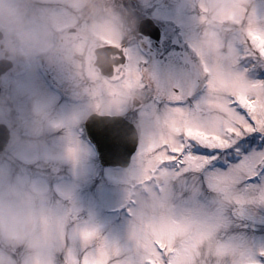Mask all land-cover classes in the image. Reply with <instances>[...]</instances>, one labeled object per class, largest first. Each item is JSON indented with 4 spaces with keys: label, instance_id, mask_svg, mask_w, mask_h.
<instances>
[{
    "label": "rangeland",
    "instance_id": "rangeland-1",
    "mask_svg": "<svg viewBox=\"0 0 264 264\" xmlns=\"http://www.w3.org/2000/svg\"><path fill=\"white\" fill-rule=\"evenodd\" d=\"M64 2L53 0V10L64 11ZM121 2L126 0L119 3L124 9ZM137 3L139 11L147 12L162 28L163 47L159 55L142 60L147 71L154 65L149 77L165 97H159L156 105L146 103L134 119L138 143L128 167H100L97 164L94 150L81 131L86 113L63 111L59 116H39L37 111L49 108L53 100L32 75L19 73L15 80L9 73L0 77L2 85L8 89L9 83L32 116L22 119L23 124L28 125L25 135L13 134L11 140L18 138L19 141L10 142L0 164L7 166L22 182L37 184L47 190L52 206L66 216L70 230L84 226L96 228L102 236L121 245L132 243V217L128 209L140 146L159 130L173 109L193 111L205 103L208 93L207 74L203 70L206 60L200 49L202 0H137ZM248 10L254 14L257 26L264 28V0H250ZM133 33L132 28L126 36L128 62L125 67L131 70L138 63L139 43L143 42L149 48L151 44L146 39L135 38L136 41ZM236 35L233 33L229 41ZM165 45L169 49L162 54ZM244 67L248 68L246 75L249 78L264 79V60H244L238 68ZM169 74L178 76V92L170 89ZM197 77L205 90L202 95L192 93ZM178 96H182L181 104L169 101ZM104 109L119 111L113 103ZM226 166L222 163L218 167ZM204 177V181L196 174L174 178V203L186 211L217 218V238L235 251L236 259L252 257L264 261L261 252L264 250V199H261L260 186L236 184L231 195L225 196L211 186V171L205 172ZM218 259L220 264H233L231 255Z\"/></svg>",
    "mask_w": 264,
    "mask_h": 264
},
{
    "label": "snow or ice",
    "instance_id": "snow-or-ice-1",
    "mask_svg": "<svg viewBox=\"0 0 264 264\" xmlns=\"http://www.w3.org/2000/svg\"><path fill=\"white\" fill-rule=\"evenodd\" d=\"M201 20L207 19L200 5ZM235 26V48L229 64L230 77L215 75L204 63L207 99L193 111L175 108L159 130L141 146L131 181V245H121L102 236L96 228L71 229L66 216L55 210L48 217L60 232L62 246L54 264H220L218 258L231 255L233 264H264L236 253L217 238L218 219L180 208L173 201L172 188L181 175L196 174L204 181L211 171V186L230 196L236 184H257L264 199V79L249 78L244 60H264V28L257 26L248 7L221 17ZM103 43L85 58L86 75L95 92L119 98L131 90L137 75L102 58L118 41ZM99 69V70H98ZM225 163L226 167H218ZM264 255V250H261Z\"/></svg>",
    "mask_w": 264,
    "mask_h": 264
},
{
    "label": "clouds",
    "instance_id": "clouds-1",
    "mask_svg": "<svg viewBox=\"0 0 264 264\" xmlns=\"http://www.w3.org/2000/svg\"><path fill=\"white\" fill-rule=\"evenodd\" d=\"M202 3L207 19L201 20L200 49L213 74L230 77L235 26L221 17L250 0ZM53 7V0H0V59L63 62L84 72L86 56L102 38L118 41L136 24L119 0H65L62 12ZM54 212L47 190L22 182L0 164V264H54L62 246L59 230L47 219Z\"/></svg>",
    "mask_w": 264,
    "mask_h": 264
},
{
    "label": "flooded vegetation",
    "instance_id": "flooded-vegetation-1",
    "mask_svg": "<svg viewBox=\"0 0 264 264\" xmlns=\"http://www.w3.org/2000/svg\"><path fill=\"white\" fill-rule=\"evenodd\" d=\"M118 45V47L122 46L125 55V62L122 65H118L123 70L122 66L127 62L126 46L123 42ZM146 50L151 53L150 57H156L159 55L160 45L158 46V44L154 43L149 50L146 47ZM118 57L117 54L111 55L113 60L118 59ZM10 60L12 61V67L7 73L12 76V80L18 79L19 73L25 76L32 75L35 82L40 84L43 91L53 100L49 108H41L37 111L39 116H59L63 111H75L79 113L84 112L87 116L98 112L103 114H120L126 118L134 119L140 106L146 103L151 95L150 93L144 94V86L149 88L148 90L153 86L155 87L152 79L145 78L144 62L141 59L138 60L137 68L133 70L138 79L135 86L129 90L132 96L128 100L123 99V97L127 96V93L119 98H112L106 93L100 94L95 92L93 81L86 75L85 70L81 72L78 66L63 62L50 63L43 59ZM175 76L174 74H170L169 81H174ZM174 87V85H170L171 90L178 92L177 87ZM7 90V93L3 94L0 91V122L6 123L11 133L16 131L26 132L28 125L20 123L23 122V118L32 117L28 112L29 108L12 91L9 83ZM203 92L204 89L196 84L192 93L202 95ZM109 103L116 104L119 111H107L104 109V106Z\"/></svg>",
    "mask_w": 264,
    "mask_h": 264
},
{
    "label": "water",
    "instance_id": "water-1",
    "mask_svg": "<svg viewBox=\"0 0 264 264\" xmlns=\"http://www.w3.org/2000/svg\"><path fill=\"white\" fill-rule=\"evenodd\" d=\"M139 33L158 39L159 29L149 18L141 19L138 23ZM114 49L111 53H116ZM108 54V56H109ZM108 56L102 58L105 65L112 64ZM11 66L8 59H0V75ZM87 140L93 145L98 163L102 167H124L128 164L131 154L137 144V132L132 123L116 115L89 116L84 123ZM8 139V130L5 125L0 124V151Z\"/></svg>",
    "mask_w": 264,
    "mask_h": 264
}]
</instances>
